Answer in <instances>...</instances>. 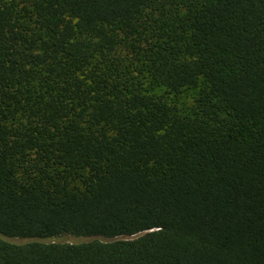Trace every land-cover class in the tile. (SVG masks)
I'll list each match as a JSON object with an SVG mask.
<instances>
[{
	"label": "trees",
	"instance_id": "1",
	"mask_svg": "<svg viewBox=\"0 0 264 264\" xmlns=\"http://www.w3.org/2000/svg\"><path fill=\"white\" fill-rule=\"evenodd\" d=\"M0 264H264V0H0Z\"/></svg>",
	"mask_w": 264,
	"mask_h": 264
},
{
	"label": "rangeland",
	"instance_id": "2",
	"mask_svg": "<svg viewBox=\"0 0 264 264\" xmlns=\"http://www.w3.org/2000/svg\"><path fill=\"white\" fill-rule=\"evenodd\" d=\"M62 240L66 241V238L65 239H62Z\"/></svg>",
	"mask_w": 264,
	"mask_h": 264
}]
</instances>
